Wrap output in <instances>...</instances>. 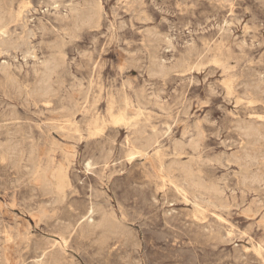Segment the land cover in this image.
Masks as SVG:
<instances>
[{"label":"rangeland","instance_id":"1","mask_svg":"<svg viewBox=\"0 0 264 264\" xmlns=\"http://www.w3.org/2000/svg\"><path fill=\"white\" fill-rule=\"evenodd\" d=\"M88 1L0 0V15L15 13L3 35L9 45H0V264H264V157L249 156L246 166L239 157L250 150L242 125L263 113L264 0H96L94 21L75 23ZM53 45L63 54L53 103L79 104L80 131L70 137L53 128L52 103L4 76L31 84ZM123 99L156 126L162 160L153 151L128 156L136 125L89 133L96 108L105 113ZM198 133L193 150L186 143ZM179 141L182 160H197L219 188L202 195L198 219V200L158 172ZM8 142L24 145L20 158H2ZM28 145L41 166L68 163L64 195L31 173ZM92 206L128 235L101 242L88 224L99 214L86 219Z\"/></svg>","mask_w":264,"mask_h":264},{"label":"bare ground","instance_id":"2","mask_svg":"<svg viewBox=\"0 0 264 264\" xmlns=\"http://www.w3.org/2000/svg\"><path fill=\"white\" fill-rule=\"evenodd\" d=\"M98 4L99 3L96 0L86 2V7L82 10H78L75 14V23L90 25L94 21L96 14H98ZM14 15L15 13L13 9L9 7H7L6 10H3L0 15V45L4 47L9 45V41L5 40L3 35L7 33V24ZM52 48L54 50L48 55L47 58L40 62L41 66L38 69H35L34 80L31 84L25 83V81L22 80L20 81L11 73H5L4 76L6 83L11 87L18 90L24 89L27 94L33 95L38 100L43 101L46 105H50L52 103V108L57 111L56 121L52 123L53 128L59 131L60 134H67V136L70 137L72 135L78 134L80 131L75 117L76 112L79 109V104L74 101H65L63 99L59 100L56 106L53 103L55 99L58 98V87L55 83L58 82V74L62 64L63 54L59 46L53 45ZM141 98L142 96L138 97V102H140L139 100ZM121 102V105L116 106L115 101H111V105L105 113H101L96 108L95 116L90 120L88 125L89 133L92 136H100L110 124L114 126H119L121 124L132 126L136 125L137 136L133 141V145L130 147L128 156H130V158L135 155L150 156V152L153 151V155H155L159 160H162L167 155V153L161 152L158 148L159 144L157 135L159 131L157 130L156 126L151 124V122L148 120L141 121V112H134L128 100L123 99ZM262 108L263 113H255L248 119L247 122L242 125L243 134L246 136L250 146L249 151H247V147H244V153L239 156L240 160L243 161L244 166H246L248 161L247 158L249 156L258 157L259 155H262V157H264V103ZM146 126L150 128L149 131H146ZM19 134L22 135L24 132L20 131ZM51 138H53V136ZM199 139L200 134L198 133L195 137L190 138L189 142L186 144L194 150L198 146ZM57 144H59L58 141L52 139L50 147L53 148V146H58ZM186 144L183 141L176 142L174 144L170 162H168L167 165L163 164L160 168V171L158 172H161L159 174H161L163 184L164 182L169 181L174 186L175 190L184 198L186 195L191 194L199 201L195 203L196 212L194 213V217L198 219L199 216L203 217V210L201 207V202L203 201L202 195L206 193H213V195L220 193L216 183L207 181L204 178L197 160L193 159L188 162L182 160V155L186 152ZM26 148L30 171L36 176L41 186L44 189L54 193V195L57 197L64 195L66 189L71 184L67 169L68 163L65 161L56 162L50 159L45 166H41L40 163L34 158V146L28 145ZM23 149L24 145H17L15 143L13 144L8 142L6 143V148L3 152L2 158L6 159V154L11 152H13V154L15 153L16 158H20L23 154ZM91 163V160H88L86 165L89 166ZM259 176L260 175H255L253 178L260 180ZM94 212L99 214V219L97 221H95L93 218H90V215ZM89 213L90 214L86 218H90L88 223L89 227L91 228L97 226L99 228L101 233V242H105L107 236L112 233L128 235V232L125 231L123 227L114 223L113 217L110 216L105 209L92 206L89 209ZM261 248V246H258L256 251L258 253H262L264 248Z\"/></svg>","mask_w":264,"mask_h":264}]
</instances>
